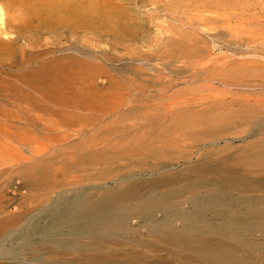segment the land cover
Wrapping results in <instances>:
<instances>
[{
    "label": "bare ground",
    "instance_id": "6f19581e",
    "mask_svg": "<svg viewBox=\"0 0 264 264\" xmlns=\"http://www.w3.org/2000/svg\"><path fill=\"white\" fill-rule=\"evenodd\" d=\"M4 2L0 264H264L262 98L236 76L244 62L212 57L233 43L229 0H189L191 30L149 53L129 52L116 0ZM99 37L126 51L124 71L94 53ZM182 81L201 83L170 90Z\"/></svg>",
    "mask_w": 264,
    "mask_h": 264
},
{
    "label": "rangeland",
    "instance_id": "374dc122",
    "mask_svg": "<svg viewBox=\"0 0 264 264\" xmlns=\"http://www.w3.org/2000/svg\"><path fill=\"white\" fill-rule=\"evenodd\" d=\"M116 1L123 4H127L129 6L130 15L133 16L132 27L136 31H138V32L135 31L136 37L134 36L132 37V40L130 38V40L128 41L131 42L132 44V45H127L129 47L131 46L130 48L127 47L129 48L128 49L129 52H138L140 50H144L149 53L152 51L151 50L152 47L157 48L159 46L157 45L155 39L159 37L166 38L168 37V35L169 36L172 35L173 32L175 31L178 32V31L191 30L187 25L184 24V19H180L181 18L180 16L183 14L184 10L187 9L189 0H142L143 2L141 0H116ZM236 1L229 0V7L226 11L228 17L230 18V22L228 23L225 32L227 37L231 39L233 42V43L230 42L231 48L228 47L223 51L217 50L216 52L213 53L212 57L214 58H219V56L221 58L225 57V59L231 61V63L244 62L245 66L243 67L236 66L234 68L236 71L235 74L237 77L244 79L246 83H251L254 86L256 85V87H254L255 89H250L249 93L252 94L253 98L255 97H257L256 99L262 98L259 101H261V106L262 105L264 106V0H236ZM155 2L159 6L158 8L154 4ZM0 5H5L4 0H0ZM6 6L7 5L3 6L5 8L0 12V25L2 24L4 19L5 21L6 20L8 21L9 16L7 15L11 14L9 13L10 11L6 12L8 10ZM16 8H17L16 6L12 7L11 12H14ZM206 13L209 14V12ZM0 37L1 39L4 40V39H8L9 36L1 34ZM39 37L42 40L45 39L44 41L47 42L50 41V43L53 42L52 38L47 34L39 35ZM171 40H173V42L174 41L181 42L180 38L177 39V37ZM237 41H239V43H237ZM21 45H22V40L18 39L16 46H21ZM94 50H95L94 53L99 56L102 55V57H104L109 55L111 60L108 64L110 66H116L118 68L123 67V71L125 70L124 68L126 64L131 62L130 57L127 56L128 54H126V56L124 54L126 53V51H124V49L117 50L115 48H112L110 46L109 39H107L106 37H99V46L94 47ZM234 51L239 52V54L237 53L235 54ZM121 54H124V59L122 60L118 58ZM206 61H203V64ZM147 65L148 64L146 63L142 64L143 67H146ZM183 75L186 74L184 73ZM197 83H201V82L198 81L192 83V82L182 81L181 83H179L173 89L170 90L176 91L179 89H187L191 85ZM242 134H241L242 136L246 135V133L245 135L244 133ZM240 137L235 139L236 143L242 142ZM77 138L78 137H75L74 139ZM64 145H66V143ZM20 148H23V146ZM76 168H73L71 170L70 175H73L77 172L75 170ZM4 178L7 179V175L4 176ZM20 186H22V188H25L23 184H20ZM4 188L9 191L8 192L9 194H7L6 196V200L9 202L7 206L8 214H9L16 210L14 206L17 203V201L15 202L12 199L14 198V195L10 191V189H8V186ZM22 191L25 190L22 189ZM30 197L33 198L32 196L25 195L24 193L17 194V199H19L18 201L20 200L25 201V199H30ZM30 201L32 202V200L30 199L26 203H24V207H22V209L31 208L30 207L31 205L34 206L35 202L31 203ZM142 231L144 233V230ZM157 255H161V254H155L154 256L157 257ZM169 256L171 259V255H168V257ZM171 260L173 264H176L178 261L179 263L177 264L180 263L192 264L190 262H187L188 260L177 259L176 257L173 256Z\"/></svg>",
    "mask_w": 264,
    "mask_h": 264
}]
</instances>
